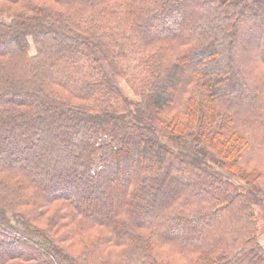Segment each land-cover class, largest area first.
<instances>
[{
	"label": "trees",
	"instance_id": "1",
	"mask_svg": "<svg viewBox=\"0 0 264 264\" xmlns=\"http://www.w3.org/2000/svg\"><path fill=\"white\" fill-rule=\"evenodd\" d=\"M258 210L264 0H0V264H264Z\"/></svg>",
	"mask_w": 264,
	"mask_h": 264
},
{
	"label": "rangeland",
	"instance_id": "2",
	"mask_svg": "<svg viewBox=\"0 0 264 264\" xmlns=\"http://www.w3.org/2000/svg\"><path fill=\"white\" fill-rule=\"evenodd\" d=\"M154 25H156L157 27H159L160 26V21H158L156 24H154ZM256 32L255 33H252L251 34V36H252V38H253V40L254 39H256ZM260 33L259 32H257V36L259 35ZM256 46H258L257 45V43H254V44H252V45H248V47H246V49L244 48V55H243V57L246 59L247 57H249L250 55H252L253 53H254V51L256 50L255 48H256ZM107 66V65H106ZM115 83L121 88V89H123V91H124V93L125 94H127L128 96H131V97H133V98H136V97H134V95H133V93H132V91L130 90V88L128 87V85L123 81V80H121V79H116L115 80ZM235 90L233 91V92H235V94L236 95H243V96H246V94H248V91L246 90V89H236V88H234ZM229 92V91H228ZM230 93V92H229ZM103 139L104 140H106V139H108V140H110L111 139V137L109 136V135H105L104 137H103ZM64 185V184H63ZM71 190V189H70ZM66 191H68V190H66ZM258 212H259V216H260V229H259V234H260V237H259V241H260V243H261V245L263 246V248H264V213H263V211H260V210H258ZM152 213V215L154 216L155 214H156V211H152L151 212ZM174 234L175 235H178V234H180V232H174ZM4 247V246H3ZM2 247V248H3ZM6 247V246H5ZM4 247V248H5ZM1 249V248H0Z\"/></svg>",
	"mask_w": 264,
	"mask_h": 264
}]
</instances>
